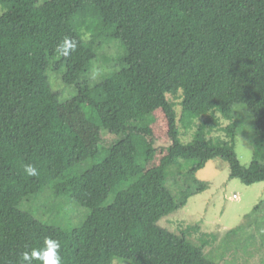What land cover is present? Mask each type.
<instances>
[{
	"label": "trees",
	"instance_id": "1",
	"mask_svg": "<svg viewBox=\"0 0 264 264\" xmlns=\"http://www.w3.org/2000/svg\"><path fill=\"white\" fill-rule=\"evenodd\" d=\"M0 6V264H21V253L45 237L60 242L63 264H218L204 242L158 222L203 190L197 173L209 161L227 162L230 178L244 185L264 182V149L256 144L264 141V6L252 16L244 0ZM65 38L76 43L68 56L55 51ZM107 47L115 52L104 54ZM97 64L107 69L95 76ZM54 80L116 129L96 151L61 117ZM159 109L172 148L156 164ZM247 111L249 166L234 144L204 138L226 120L234 142L244 126L235 119ZM27 164L39 175L27 176ZM57 204L84 210V220L71 229L51 223L56 213L48 206Z\"/></svg>",
	"mask_w": 264,
	"mask_h": 264
},
{
	"label": "rangeland",
	"instance_id": "2",
	"mask_svg": "<svg viewBox=\"0 0 264 264\" xmlns=\"http://www.w3.org/2000/svg\"><path fill=\"white\" fill-rule=\"evenodd\" d=\"M15 1L17 5L37 6L45 0ZM244 2L249 16L264 6V0ZM3 12L4 7L0 6V15ZM114 52L115 48L110 47L103 50L106 55ZM106 69L105 65L97 64L95 76ZM54 85L63 92L61 117L84 134L91 152L96 151L99 143L111 139L117 133L104 113L100 123L97 115L89 107L76 102L71 96L73 94L71 87L61 84L58 80H54ZM243 116L244 118L235 119L239 126H244L239 129L234 142L227 130L230 122L226 120H222L220 126L206 131L204 138L216 145L234 144L242 164L249 166L254 157L253 148L249 144L253 136L250 125L253 116L248 111ZM152 117L155 137L153 151L157 164L169 153L172 142L167 136L168 123L164 112L161 109L156 110ZM259 131L264 137V125ZM190 138L191 135H188L182 141L187 142ZM256 144L264 149V141L257 139ZM194 163L192 161L187 167L176 169V172L183 174ZM197 178L204 183L203 190L191 197L184 208L162 218L158 222L159 226L176 234L184 232L194 241L204 242L207 257L218 264H264V182L244 185L237 179H231L230 166L222 159L209 161L197 173ZM67 207L76 209L72 203L66 204L65 208ZM48 208L52 214L56 213L52 217L54 222L51 223L65 229L81 224L86 214L81 209H77V213L74 210L66 212L62 204L51 205ZM34 214L37 216L35 211ZM114 264L126 263L121 259H115Z\"/></svg>",
	"mask_w": 264,
	"mask_h": 264
},
{
	"label": "clouds",
	"instance_id": "3",
	"mask_svg": "<svg viewBox=\"0 0 264 264\" xmlns=\"http://www.w3.org/2000/svg\"><path fill=\"white\" fill-rule=\"evenodd\" d=\"M76 43L65 38L59 43L55 51L62 56H68L75 51ZM24 172L29 177L39 175V169L32 164L24 165ZM61 244L58 240L45 237L38 247H33L21 253V264H63L60 255Z\"/></svg>",
	"mask_w": 264,
	"mask_h": 264
},
{
	"label": "built area",
	"instance_id": "4",
	"mask_svg": "<svg viewBox=\"0 0 264 264\" xmlns=\"http://www.w3.org/2000/svg\"><path fill=\"white\" fill-rule=\"evenodd\" d=\"M235 198L237 199V196L235 195Z\"/></svg>",
	"mask_w": 264,
	"mask_h": 264
}]
</instances>
